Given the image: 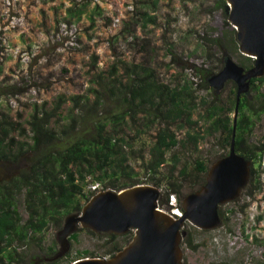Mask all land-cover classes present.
I'll use <instances>...</instances> for the list:
<instances>
[{
	"label": "rangeland",
	"instance_id": "obj_1",
	"mask_svg": "<svg viewBox=\"0 0 264 264\" xmlns=\"http://www.w3.org/2000/svg\"><path fill=\"white\" fill-rule=\"evenodd\" d=\"M213 3L214 0H0V113L19 121L26 133L23 139L29 141L26 120L34 104L50 111L58 96L64 98L49 118L48 124L57 129L66 122L63 116L70 105V95L85 94L88 101L92 100L89 89L96 87L95 74L105 77L114 65V75L123 81L124 68L130 63L151 68L156 79L168 86L187 79L194 92L205 93L195 90L200 81L196 74L169 62L167 48L183 61L206 64L198 35H217L228 47L227 55L237 63L239 52L234 29L222 9L207 11ZM141 11L152 15L154 22L142 25ZM229 84V80L221 84V97ZM247 95L254 103L253 92L248 90ZM201 112L202 106L196 105L190 116L196 119V124L191 127L185 124L176 129L172 125L177 138H182L188 128L201 131L207 125L206 120L199 118ZM231 112H228L230 117ZM140 123L137 114L134 121L127 119L121 124L116 134L130 138L127 163L136 172L132 177L138 183L151 184L145 180L141 165L148 157L147 148L158 123L148 128H142ZM137 128L141 129L136 133ZM217 133L205 134L195 147L186 142L166 152V161L159 168L162 175L159 194L165 191L163 183L171 153L178 157L173 174L182 164L190 168L194 158L203 159L208 168L226 153ZM246 140L264 142V111L254 120ZM28 158V152L22 153L8 169L16 173L26 168ZM251 165L250 162L249 168ZM255 170L251 179L248 174L235 197L218 204L219 222L214 227L203 229L183 222L184 235L188 232L197 244L191 249L179 242L183 264H255L264 258V152ZM199 175L204 179L205 172ZM188 182L180 189V198L189 192ZM15 205L24 218L22 192L16 194ZM56 230L47 225L42 233L41 249L33 243L16 245L22 261L5 264H46L45 246L54 239ZM102 240L80 231L68 248L72 253L87 249L95 256L107 257L101 254ZM57 264H64V260Z\"/></svg>",
	"mask_w": 264,
	"mask_h": 264
},
{
	"label": "trees",
	"instance_id": "obj_2",
	"mask_svg": "<svg viewBox=\"0 0 264 264\" xmlns=\"http://www.w3.org/2000/svg\"><path fill=\"white\" fill-rule=\"evenodd\" d=\"M211 9H222L225 15L224 0H214L207 11ZM139 18L142 25L154 22L153 16L145 11L140 12ZM198 41L206 64L183 61L170 47L167 53L170 63L180 69H189L200 78L195 90H204L203 94L194 92L187 79L168 86L156 79L151 68L130 63L124 68L123 81L114 75V65L110 66L105 77L101 73L95 74L96 87L89 89L92 100L88 101L85 94L70 95V105L63 116L66 122L57 129L48 124L49 118L64 98L58 96L50 111L34 104L26 120L29 141L23 139L26 133L19 121L0 113V160L13 163L22 153H29L27 167L0 182V264L22 261V254L16 251V245L33 243L41 249L44 229L47 225L59 228L65 214L80 209L93 193L87 187L89 183L98 181L103 188L118 190L139 182L132 177L136 172L127 163L131 151L130 138L116 134L121 124L126 123L127 119L134 121L137 114L142 128L158 123L147 148L148 157L141 165L145 180L154 186L158 187L161 183L159 168L166 161V152L176 144L188 142L195 147L205 134L218 132L217 139L227 151L231 132L228 112L232 111L234 104V83L229 80L226 93L221 97V85L212 87L207 78L220 69L229 49L217 35L199 34ZM234 48L236 50V46ZM238 54V64L244 68L251 65L250 57ZM248 90L253 92L254 103L247 95ZM248 90L238 98L234 149L252 163L249 170L251 179L258 159L264 152V142L249 143L246 136L254 120L264 111V72L249 79ZM198 104L202 106L199 118L206 120L207 125L201 131L188 128L182 138H177L172 125L175 124L176 129H179L185 124L190 127L196 124V119L190 116ZM170 160L163 183L165 191L156 199L158 206L166 202L169 193L175 194L179 200L180 189L185 181L190 182L187 190H194L203 183L199 174L207 168L203 159L194 158L190 168L182 164L173 174L178 157L171 153ZM19 192H22L26 213L24 218L15 205V196ZM80 231L101 237V254L108 256L131 237L130 230L115 235L94 233L77 226L67 236L69 245L76 241ZM180 242L191 249L197 246L188 232L181 237ZM55 244L54 239H51L45 246L44 255L50 257L56 249ZM85 256L95 255L87 249L72 253L68 248L62 256L45 263L57 264L64 260V264H68ZM255 264H264V258Z\"/></svg>",
	"mask_w": 264,
	"mask_h": 264
},
{
	"label": "water",
	"instance_id": "obj_3",
	"mask_svg": "<svg viewBox=\"0 0 264 264\" xmlns=\"http://www.w3.org/2000/svg\"><path fill=\"white\" fill-rule=\"evenodd\" d=\"M226 20L234 29L237 50L252 59L244 68L229 55L220 69L207 78L210 86L225 80L234 83V104L227 151L205 170L203 183L180 198L181 215L172 217L157 208L159 188L135 183L118 190L105 188L92 193L78 211L65 214L54 233L56 249L50 261L69 247L67 236L76 227L94 233L121 235L131 231L130 239L111 256H85L68 264H183L179 245L183 222L209 229L219 222L217 206L235 197L249 174L248 159L234 149L235 119L239 95L247 92L249 79L264 72V0H224Z\"/></svg>",
	"mask_w": 264,
	"mask_h": 264
},
{
	"label": "built area",
	"instance_id": "obj_4",
	"mask_svg": "<svg viewBox=\"0 0 264 264\" xmlns=\"http://www.w3.org/2000/svg\"><path fill=\"white\" fill-rule=\"evenodd\" d=\"M87 186H88L89 190L93 191V193L98 191V190L105 189L99 184L98 181H93V182L89 183ZM156 205H157V202H156ZM157 208L165 211L166 213H168L172 217H176V216L181 215L180 205H179V203H177L176 197L173 193H169L167 195L165 206H158L157 205Z\"/></svg>",
	"mask_w": 264,
	"mask_h": 264
},
{
	"label": "flooded vegetation",
	"instance_id": "obj_5",
	"mask_svg": "<svg viewBox=\"0 0 264 264\" xmlns=\"http://www.w3.org/2000/svg\"><path fill=\"white\" fill-rule=\"evenodd\" d=\"M217 86H219V85H217ZM10 165H11V162H9L8 160H0V182L4 179L7 180L8 178H10L12 175L15 174L14 171H11L8 169V167H10ZM44 258H46V257H44Z\"/></svg>",
	"mask_w": 264,
	"mask_h": 264
},
{
	"label": "bare ground",
	"instance_id": "obj_6",
	"mask_svg": "<svg viewBox=\"0 0 264 264\" xmlns=\"http://www.w3.org/2000/svg\"><path fill=\"white\" fill-rule=\"evenodd\" d=\"M182 213V212H181Z\"/></svg>",
	"mask_w": 264,
	"mask_h": 264
}]
</instances>
